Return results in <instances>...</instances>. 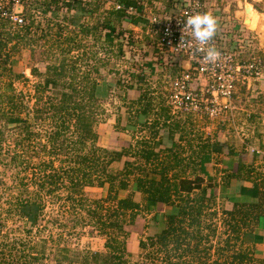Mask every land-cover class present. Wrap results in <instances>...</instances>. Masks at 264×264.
<instances>
[{
    "label": "trees",
    "instance_id": "1",
    "mask_svg": "<svg viewBox=\"0 0 264 264\" xmlns=\"http://www.w3.org/2000/svg\"><path fill=\"white\" fill-rule=\"evenodd\" d=\"M58 1L60 0L24 1V12H21L24 23L21 25H13L8 19L0 17V73L6 71L9 78L11 75L15 79L21 78L22 73L12 71V55L24 47L36 46L48 34L49 45L54 46L61 54L58 62L56 57L45 66L42 79L33 85L30 97L35 98V104H40L33 109V118L28 117V112L21 115L27 106L19 96L20 93L9 95L7 110L0 108V116L5 118L4 122L14 124L13 127L22 131L23 137L17 141L18 145L22 146L23 141L36 134L30 127L35 118H41L47 120L50 127L44 131V135L51 153L64 155V165L59 166L57 171L44 174L35 194L15 199L12 205L16 213L25 217L30 224L36 223L42 210L38 191L46 187L45 192L50 194L60 185L65 191L63 199L85 211L88 222L104 237L103 250H80L77 251V257L70 260L67 253L69 249L61 246L58 249L61 259L57 260V264H63L67 259V264L73 260H77L78 264H130V253L125 244L128 231L124 226L132 223L140 213L150 214L148 225L161 224L157 233L147 236L146 241H138L140 249H148L146 258L149 260L151 257L155 258L159 251L162 254V264H264L263 258L254 256L252 244L244 240L246 233L254 234L256 242L262 240V237L256 235V230L259 221L264 218V166L259 170L253 164L256 159L252 158L250 163L238 161L234 171L219 173V182L214 177L204 179L200 176L199 173L203 172L201 164L206 154L223 150L224 154L231 155L234 151L227 147L224 150L222 145V150L216 151V148H212L215 143H210L208 138L197 137L195 143L186 141L187 151L184 152L183 144L180 143L182 136H174L177 127L170 116H187L192 119L197 116L178 111L171 113L161 97L154 101L153 89H150L144 74L140 73L144 72L141 69L131 74L130 83L118 78L114 86L138 90L139 94L135 99L127 101L124 95L119 97L127 113L123 128L139 132L144 129L146 134L137 138L134 144L120 150H107L96 145L97 133L92 125L104 113L98 100L105 96L110 85L98 80L99 73L95 64L78 71L75 60L66 54L73 47L78 48L80 39L88 34L98 39L100 32H96V28L100 24L105 28L103 43L115 46L116 55L120 56L123 52L122 45L131 43L128 34L118 31L123 25L125 28L141 27V33L146 31L148 20L141 14L144 3L140 0H113L119 7L111 6L99 15L97 11L105 0H65L66 2H62L65 10L68 12L73 6L75 11L70 14L69 20L62 15L63 19L59 23L56 11ZM46 12L49 17L42 19L45 28L41 30L42 21L37 19L44 18ZM86 12L90 15L98 14L96 19L99 21L92 25L85 21L68 28L67 23L72 22L73 17L83 16ZM116 26L119 27L118 30ZM51 29L53 33H49ZM63 30H67L66 33ZM61 35L66 49L57 41ZM162 71L161 69L160 72ZM164 73L162 77L167 83ZM46 90L49 93L43 98ZM163 137L169 141V145L162 146ZM122 157L126 158L121 168L112 170L110 165ZM14 158L15 156L11 161ZM51 164V161L44 163L49 167H52ZM104 183H107L105 197L87 202L83 197V187L102 186ZM243 183L251 186L250 193ZM213 187H217L220 193L238 190L240 193L250 194L254 201L233 202L229 209L220 210V223L224 226L225 237L222 244L213 250L215 257L211 258L210 247L204 241L216 234V224L212 219L218 211H207L210 202L215 200ZM126 189L125 196L118 198L117 192ZM134 192L139 194V200L133 199ZM157 204L163 205L166 210L158 213ZM77 218L84 217L78 215ZM41 244L42 252L44 240ZM27 248H19L18 244L7 240L0 242V264H33L37 257L32 256Z\"/></svg>",
    "mask_w": 264,
    "mask_h": 264
},
{
    "label": "rangeland",
    "instance_id": "2",
    "mask_svg": "<svg viewBox=\"0 0 264 264\" xmlns=\"http://www.w3.org/2000/svg\"><path fill=\"white\" fill-rule=\"evenodd\" d=\"M63 1L65 0L58 1L56 10L59 18L57 22L59 23L63 19L62 15L69 20L70 14L75 11V7L71 6V9L67 12L62 3ZM140 1L145 5L144 8L142 7L143 12L141 14L146 19L151 15L161 14L162 7L168 5L167 2H169V0ZM4 2L5 0H0V5L10 9V4L7 5ZM205 2L215 13H219L217 11L219 10L221 13H228L231 17L232 15H237L236 17L240 20L242 27L248 32L252 31L251 34L253 33L255 40L257 38V40L261 41L257 33L246 25L250 19L251 8L257 12L264 13V0H205ZM21 6V12H24V4ZM111 6L113 8L116 7L113 0H105L97 12L100 15V13H104ZM243 7H246V10ZM130 13H133V11ZM97 16L98 14L90 15L86 12L83 16L79 15L78 17H73V19L71 18L72 22L64 21L68 22L67 25L70 29L72 25L85 21L88 25L95 24L96 21H99V19H96ZM46 17H49L48 12L45 13L44 18L41 17L37 21L47 19ZM44 28L45 22L42 21L40 29L43 30ZM104 29L99 24L96 28V32H100L98 39L88 34L80 39V46L78 48L73 47L66 56H70L75 60L74 63H76L75 66L78 71L86 69L87 65L95 64L97 73H99L98 80L109 83L110 86L105 96L98 100L104 109V113L100 115L97 122L92 126L97 133L96 145L98 147L107 150H120L121 148H126L129 144H134L137 138L146 134V130L143 129L139 132L138 130L129 131L123 128L127 113L119 97L124 95L126 100L129 101L131 100V91L126 94L128 89L115 87L114 83L116 80L121 78L125 79V83H130L131 74L141 69L144 72L140 71V73L144 74V79L147 83L149 82L150 89H153V100L156 101L158 97H161L164 104V94L168 81L166 83V80L162 77L164 69L161 73L160 70H157L159 67H154L150 61L143 59L144 52L145 55H149L151 49L148 46L151 47L150 41L153 34L148 31V28L141 33V27L138 26L125 28L123 25L121 29L116 26L119 32L128 34L131 41V43H127L125 47H122L123 52L120 56L116 55L115 46L111 47L103 43ZM66 31L63 30V33H66ZM49 33H53V29ZM37 34H40V32L37 31ZM62 37L63 35L57 41H60V45L65 47ZM48 39L49 34L42 37L36 46L24 47L12 55L11 67L13 73H22L23 76L15 79L13 75L9 78L6 71L0 73L1 109H8L9 105L7 103L11 93H16L15 95L20 93L19 96L24 105L27 106V108L24 107L21 115L28 112V117L30 119L33 118V109L40 105L39 103L35 104V98L30 97L33 94V85L42 79L45 66L52 63L56 57V62H58L61 57L60 51L53 48L54 46H50ZM128 46L129 48H127ZM142 46L144 47V52H142ZM255 48H257L256 41ZM136 65L138 66L136 67ZM254 85H256L255 81L251 79L239 84L230 99V109H226L218 117L197 116L196 119H192L187 116H170L174 126L177 127L176 131L174 130V136H182L180 143L181 145L183 144L184 152L187 151L186 141H191L192 144L197 141V137H200L202 139L208 138L210 143H215L212 148L219 149V147L223 146L224 150L227 147L238 154L241 153V160L251 161V149L254 150L253 158L261 159V157H264V91L260 90L261 92H258ZM136 91L138 90L134 91L135 94ZM46 93H49L48 90L43 92V98ZM4 119V117L0 116V242L7 240L14 242L15 245L18 244L19 248L22 246L24 248L28 247L27 249L32 256L35 255L37 257V260L32 262L33 264H57V260L61 259L58 251L61 246L69 249L67 253L70 260L73 257H77V251L80 250L102 251L104 237L98 233L95 226L88 222V216H85L83 209L76 208L75 205L63 199L65 191L61 185L50 194L45 192L46 187H42V190L38 191V199L42 203V210L36 223L30 224L25 217L16 213L14 205H12L15 199L17 197L28 198L35 194L42 176L49 171H57L59 166L62 167L64 165L62 162L64 155H53L51 153L49 143L44 135V131L50 128L47 120L35 118L30 129L36 134L23 141L21 146V144L18 145L17 141L23 137L22 131L13 127L14 124L4 122ZM164 145H169V141L165 137H163L162 146ZM154 150L156 151L157 148H154ZM221 154L211 152L206 155L201 164L203 172L199 173L200 176L204 179L214 177L219 182V174L213 175L216 174L215 168L219 169L221 166L230 165L231 161L228 157H223L224 155ZM13 155L15 158L11 161L12 157H14ZM125 158L122 157L118 162H113L110 165L111 169H120ZM128 158L133 159L131 157ZM258 159L254 160L253 164L260 170L264 163ZM47 161H51L52 167L44 165ZM106 188L107 183L102 186H84L82 189L83 197H85L87 202L101 200L105 197ZM213 188L215 200L210 202L207 211L211 209L218 211L217 215L212 219L216 224V234L214 237L204 241V244L210 247L211 258L215 257L213 250L216 249L217 245L222 244L225 237L224 226L220 223V210L229 209L233 203L227 196L231 192L225 190V192L220 193L217 187ZM245 189L248 193L252 191V188H248V186ZM126 193L127 189L119 190L117 197L122 198ZM133 199L139 200L137 192H134ZM235 199H238V197L236 196ZM105 205L106 203L104 202L103 206ZM164 210L166 208L163 205L157 204L156 211L158 213L164 212ZM78 215L84 218H77ZM149 217L150 214L140 213L134 217L132 223L124 226V229L128 231L125 244L127 251L130 253L128 258L130 264H162L160 261L162 254L159 251L156 252L155 258L151 257V260H149L146 258L148 249L142 250L138 247L139 240L146 241L147 236L157 233L161 228L160 223L154 226L148 225ZM42 240H44V247L41 252ZM67 262L68 259L62 263L67 264ZM70 264L78 263L77 260H73Z\"/></svg>",
    "mask_w": 264,
    "mask_h": 264
},
{
    "label": "built area",
    "instance_id": "3",
    "mask_svg": "<svg viewBox=\"0 0 264 264\" xmlns=\"http://www.w3.org/2000/svg\"><path fill=\"white\" fill-rule=\"evenodd\" d=\"M24 1L5 0L10 9L0 5V17L13 25L23 24L21 5ZM167 4L161 14L147 19L153 41H150L151 47L148 46L149 55H145L142 46L143 59L159 67L158 70H166L165 102L171 113L218 117L230 109V99L239 84L264 76V57L255 48L253 33L221 22L205 0H169ZM197 13H210L217 21L215 36L209 44L220 52L214 62L204 59L205 51L201 48L207 46L199 45L186 26L187 17Z\"/></svg>",
    "mask_w": 264,
    "mask_h": 264
},
{
    "label": "crops",
    "instance_id": "4",
    "mask_svg": "<svg viewBox=\"0 0 264 264\" xmlns=\"http://www.w3.org/2000/svg\"><path fill=\"white\" fill-rule=\"evenodd\" d=\"M217 11L219 12V13H217V15H219V18H220L221 22H226L228 26L229 25H232L233 27H238L237 29H239V30H241L243 32L244 31H247V30H245L242 27V24H241L240 20L238 19V17H236L237 15L236 16H233L232 15V17H231L228 13L224 14V13H221L219 10H217ZM260 14H264V13L257 12L256 10H254V9L251 8L250 14H249L250 15V19H249V22L246 25L249 29L255 31L256 33H257V30H258L257 25H258V20H259L258 17H259ZM220 15H222V16L220 17ZM250 32H252V31H250ZM257 36L259 38L258 33H257ZM255 41H256V44H257V48L256 49H257L258 53L261 56L264 57V41H259V40H257V38H256ZM254 81H255V84H256V85H254V88L258 92H261L260 90L264 91V76L262 78H260V79H257V80L255 79ZM128 91H131V97H130V99H135L137 97V95L139 94L138 91H136V94H135L134 93L135 90H133V89H128L127 92H126V94H128ZM220 149H221V147H219V149H216V151H220ZM222 149H224V148L222 147ZM223 152L224 151L222 150L221 152H215V153H222L221 155H224L223 157H225V156H226V158L228 157V159L231 160L230 161V165L224 166L225 168L223 166H221V168H219V169L218 168H215V173L217 175L219 173L225 171V170L234 171L236 169V163L238 161H240V162H246V163H250L251 162V161L248 162L247 160L246 161L245 160H241V158H242L241 153L238 154V153H236L234 151L233 154L227 155V154H224ZM250 152H251L250 154H251V160H252L254 150L252 149V151H250ZM206 155H209V154H206ZM206 155L204 156V159H205ZM255 156L257 157V155H255ZM255 159L257 160L258 158H255ZM258 160L259 161L262 160V162L264 163V157H261V159L259 158ZM213 175L215 176V174H213ZM242 185L245 188H247V186H248V188L251 187L248 183H243ZM246 195L245 194H241L238 190H234L233 192L229 193L227 196L233 202H251V201H254V198H252V195H249V194H246ZM236 196L238 197V199H235ZM257 227L258 228L256 230V235L262 237L261 242L254 241V237L255 236L252 233H246L244 235V240H245V242H248V243H251L252 244V246H253V254H254L255 257L263 258L264 259V218H262L259 221Z\"/></svg>",
    "mask_w": 264,
    "mask_h": 264
},
{
    "label": "clouds",
    "instance_id": "5",
    "mask_svg": "<svg viewBox=\"0 0 264 264\" xmlns=\"http://www.w3.org/2000/svg\"><path fill=\"white\" fill-rule=\"evenodd\" d=\"M186 26L191 30V35L196 42L205 51L204 59L208 62H214L219 59L220 52L213 46H209L210 41L215 36L217 30V21L210 13H197L190 15L186 19Z\"/></svg>",
    "mask_w": 264,
    "mask_h": 264
},
{
    "label": "bare ground",
    "instance_id": "6",
    "mask_svg": "<svg viewBox=\"0 0 264 264\" xmlns=\"http://www.w3.org/2000/svg\"><path fill=\"white\" fill-rule=\"evenodd\" d=\"M258 25H257V33L259 34V38L261 41H264V14L259 15Z\"/></svg>",
    "mask_w": 264,
    "mask_h": 264
},
{
    "label": "water",
    "instance_id": "7",
    "mask_svg": "<svg viewBox=\"0 0 264 264\" xmlns=\"http://www.w3.org/2000/svg\"><path fill=\"white\" fill-rule=\"evenodd\" d=\"M243 9L246 10V7H245V8L243 7ZM242 21H244V20L242 19ZM243 23H244V22H243Z\"/></svg>",
    "mask_w": 264,
    "mask_h": 264
}]
</instances>
